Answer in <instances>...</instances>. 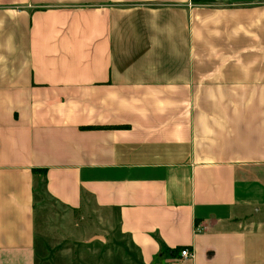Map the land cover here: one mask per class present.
Masks as SVG:
<instances>
[{
  "label": "crops",
  "instance_id": "1",
  "mask_svg": "<svg viewBox=\"0 0 264 264\" xmlns=\"http://www.w3.org/2000/svg\"><path fill=\"white\" fill-rule=\"evenodd\" d=\"M207 1L0 0V264H264V0Z\"/></svg>",
  "mask_w": 264,
  "mask_h": 264
},
{
  "label": "rangeland",
  "instance_id": "2",
  "mask_svg": "<svg viewBox=\"0 0 264 264\" xmlns=\"http://www.w3.org/2000/svg\"><path fill=\"white\" fill-rule=\"evenodd\" d=\"M196 90H223V78H195Z\"/></svg>",
  "mask_w": 264,
  "mask_h": 264
},
{
  "label": "built area",
  "instance_id": "3",
  "mask_svg": "<svg viewBox=\"0 0 264 264\" xmlns=\"http://www.w3.org/2000/svg\"><path fill=\"white\" fill-rule=\"evenodd\" d=\"M178 254L180 258H183V259H187L191 257V253L186 248H182L181 250H178Z\"/></svg>",
  "mask_w": 264,
  "mask_h": 264
},
{
  "label": "trees",
  "instance_id": "4",
  "mask_svg": "<svg viewBox=\"0 0 264 264\" xmlns=\"http://www.w3.org/2000/svg\"><path fill=\"white\" fill-rule=\"evenodd\" d=\"M192 1H194V2H197V3H209V2H211V1H207V0H192ZM182 248H177L176 250H175V252H177L178 250H181Z\"/></svg>",
  "mask_w": 264,
  "mask_h": 264
}]
</instances>
